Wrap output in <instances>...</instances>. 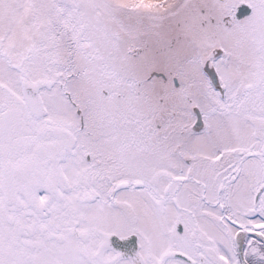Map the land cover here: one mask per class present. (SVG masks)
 <instances>
[{
	"label": "snow or ice",
	"instance_id": "6c2138e0",
	"mask_svg": "<svg viewBox=\"0 0 264 264\" xmlns=\"http://www.w3.org/2000/svg\"><path fill=\"white\" fill-rule=\"evenodd\" d=\"M0 264H264V0H0Z\"/></svg>",
	"mask_w": 264,
	"mask_h": 264
}]
</instances>
